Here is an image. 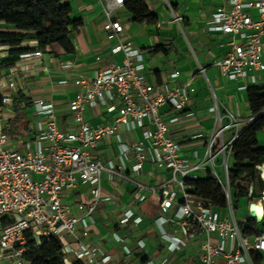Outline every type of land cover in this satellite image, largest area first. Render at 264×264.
<instances>
[{
  "label": "built area",
  "instance_id": "obj_1",
  "mask_svg": "<svg viewBox=\"0 0 264 264\" xmlns=\"http://www.w3.org/2000/svg\"><path fill=\"white\" fill-rule=\"evenodd\" d=\"M212 1H217V5L205 28L231 36L229 49L213 65L227 79L256 83V74L264 70V0ZM98 2L105 15L102 28L106 37L116 40L111 52H122L123 58L121 63L100 65L90 77L79 75L73 80L78 89L68 103L69 120L65 127L59 124L54 103L37 97L33 101L34 137L7 134L5 128L13 117L17 94L12 76L18 67L7 73L0 70V260L30 264L23 257L29 234L37 244L43 238L57 237L65 264H109L110 254L88 240L98 204L109 201L114 204L117 200L103 191L105 175L113 188L116 182L132 186L135 202L157 196L158 210L153 224L165 253L158 259H146L144 264H168L171 256L192 242L198 245L199 264H256L254 254H264V231L254 227L253 236L243 232L253 218L235 215L228 177L232 143L241 122L230 111H220L209 85L212 104L208 110L215 115L217 129L205 140L201 157L195 151L192 156L184 155L180 143L168 135L169 122L177 121L178 116L166 122L159 107L169 104L175 111L185 110L195 90L192 79L181 84L149 82L144 53L131 39H121L123 25L113 18V11L123 7L124 0ZM165 5L172 10L167 0ZM174 20L179 23L180 17L175 16ZM41 55L38 49L19 57ZM96 59L100 61L101 56ZM71 66V63L62 65ZM30 72L33 70L25 74ZM196 72L205 77V66L198 62ZM179 76L177 70L170 74L173 79ZM246 87L243 84L239 89ZM86 108H100L111 115L105 121L91 124L84 116ZM260 113L264 115V107ZM185 116L192 117V113L185 112ZM227 129L235 132L225 141L223 134ZM111 140L116 152L105 151L104 158L95 154L97 148ZM144 162L162 175L154 184L142 177ZM258 169L262 181L258 196L252 197L254 190L249 185L247 198L259 201L264 208V164L258 165ZM204 170L220 182L226 197L225 208H214L189 190L186 180L200 176ZM79 184L88 186V198L72 206L63 196ZM141 220V214L126 208L117 222L125 226ZM111 236L126 255L145 251L143 238L130 247L119 233L112 232Z\"/></svg>",
  "mask_w": 264,
  "mask_h": 264
},
{
  "label": "crops",
  "instance_id": "obj_2",
  "mask_svg": "<svg viewBox=\"0 0 264 264\" xmlns=\"http://www.w3.org/2000/svg\"><path fill=\"white\" fill-rule=\"evenodd\" d=\"M66 1L72 7V16L82 20L81 25L72 33L74 52L66 53L60 45L51 44L44 49H39L42 52L41 56L19 57L13 66L7 70H1L7 73L12 67L17 66L18 70L12 76L17 92L21 91L26 98L32 101L31 107L24 109L26 122L32 131L20 135L22 137H34L33 101L35 98L42 97L51 100L55 105L60 126L65 127L69 120L68 103L74 98L78 89L73 84V80L79 75L90 77L100 65L106 62L121 63L123 58L122 52H111L116 40L106 37L102 28L105 15L98 0ZM167 1L171 4L172 10L165 5L166 0H146L149 9L157 17L152 23L132 21L130 13L124 6L113 11V18L123 25L124 32L121 39H131L144 53L145 75L149 82L181 84L192 79L195 90L191 93L185 110L175 111L169 104H163L159 107V111L166 122L178 116L177 121L169 122L168 135L180 143L182 153L192 156L195 151L197 156L201 157L205 140L217 129L215 115L208 110L212 104L209 85L216 94L220 111H230L241 122L239 132L253 119L247 97V87L250 85L264 86V70L256 74V83H249L247 80L227 79L213 65V62L220 59L229 49L231 39L230 35L208 31L205 28V22L215 10L217 1ZM252 13L255 14V11L252 10ZM175 16L180 17L179 23L174 20ZM0 27H6V25L0 23ZM30 44L36 45V42L32 41ZM159 45H162L166 51L160 49L152 52L151 49ZM2 49L3 47H0V57L5 55ZM98 55L101 56L100 61L96 59ZM198 62L205 66V77L196 72ZM65 63H71L72 66L62 67ZM30 69L33 72L26 75L25 72ZM175 70L180 72V76L173 79L170 74ZM64 79L67 83L60 82ZM243 84L247 87L239 89ZM185 112H191L192 117L185 116ZM14 114L13 109L12 115ZM110 115L100 108H86L84 112L85 118L91 124L105 121ZM234 132L233 129L225 130L223 134L225 141H228ZM135 133L139 134L137 131ZM196 134L201 135L195 137ZM257 141L260 146H264V128L257 133ZM105 151L116 152V146L112 140L94 152L104 158ZM206 172L208 171L204 170L201 175ZM161 176L160 172L152 170L149 162H144L142 177L149 183L154 184ZM102 186L104 193L113 194L117 200L114 204L112 201L98 204L94 214L95 222L89 229L88 240L110 254L109 264H144L146 259H158L164 254L165 248L159 242L158 231L153 224L158 210L157 196L151 195L142 203L135 202L132 197V186L116 182L113 188L112 183L105 179V175H103ZM63 198L72 206L78 201L86 200L88 186L79 184L72 191L67 192ZM249 204L248 199L245 218L248 217ZM237 206L238 204H235L234 207ZM126 208H131L136 214H141L142 220L138 224L129 223L125 226L118 224L119 215ZM261 222L262 226L260 222L255 221V227L264 231V216ZM112 232L119 233L130 247L135 245L137 239L143 238L146 241L145 251L141 254H124L121 246L112 239ZM247 235L253 236V233ZM70 260L73 261V258L70 257ZM168 264H199L197 243L192 242L184 250L171 256Z\"/></svg>",
  "mask_w": 264,
  "mask_h": 264
},
{
  "label": "trees",
  "instance_id": "obj_3",
  "mask_svg": "<svg viewBox=\"0 0 264 264\" xmlns=\"http://www.w3.org/2000/svg\"><path fill=\"white\" fill-rule=\"evenodd\" d=\"M124 7L134 22L152 23L157 17L148 7L146 0H124ZM0 47L5 55L0 57V70H7L21 54L44 49L51 44L60 45L66 53L74 52L72 33L81 25L79 17L72 16V7L66 0H0ZM35 41L36 45L30 44ZM166 49L155 46L152 52ZM247 97L253 119L237 134L232 143V164L229 167V186L233 204H238L241 196L247 197V187L253 186L252 197L258 196L262 181L258 165L264 164V146L257 141V133L264 128V86L250 85ZM32 101L18 91L13 103L14 116L8 120L5 132L17 137L32 131L25 119V108ZM2 95L0 93V107ZM225 140V138H224ZM189 190L197 197L209 201L214 208L226 207V197L220 182L209 172L186 180ZM251 199V198H248ZM262 222L260 221V224ZM255 221L249 220L243 232H254ZM62 244L57 237L43 238L39 244L28 234L24 259L30 264H65ZM255 263L264 259V254H254ZM73 264H78L73 262Z\"/></svg>",
  "mask_w": 264,
  "mask_h": 264
},
{
  "label": "rangeland",
  "instance_id": "obj_4",
  "mask_svg": "<svg viewBox=\"0 0 264 264\" xmlns=\"http://www.w3.org/2000/svg\"><path fill=\"white\" fill-rule=\"evenodd\" d=\"M219 172H220V175H221L222 179H224L221 170ZM247 204H248L247 197L241 196L239 198V201H238V206L237 207H234V212H235V215L237 217H239V218H245L246 213H247ZM9 262L10 261L0 260V264H9ZM260 264H264V260Z\"/></svg>",
  "mask_w": 264,
  "mask_h": 264
},
{
  "label": "water",
  "instance_id": "obj_5",
  "mask_svg": "<svg viewBox=\"0 0 264 264\" xmlns=\"http://www.w3.org/2000/svg\"><path fill=\"white\" fill-rule=\"evenodd\" d=\"M264 215V208L259 201L253 199L250 201L248 208V217L253 218L257 223L262 220Z\"/></svg>",
  "mask_w": 264,
  "mask_h": 264
}]
</instances>
